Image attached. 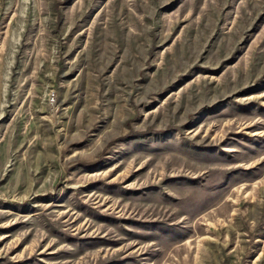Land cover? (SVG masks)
Masks as SVG:
<instances>
[{"label": "rangeland", "instance_id": "1", "mask_svg": "<svg viewBox=\"0 0 264 264\" xmlns=\"http://www.w3.org/2000/svg\"><path fill=\"white\" fill-rule=\"evenodd\" d=\"M0 264H264V0H0Z\"/></svg>", "mask_w": 264, "mask_h": 264}]
</instances>
